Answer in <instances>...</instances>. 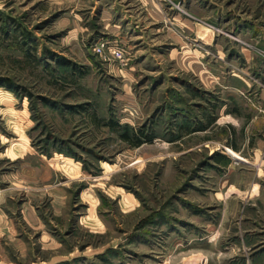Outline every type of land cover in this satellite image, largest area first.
Masks as SVG:
<instances>
[{
	"label": "rangeland",
	"instance_id": "1",
	"mask_svg": "<svg viewBox=\"0 0 264 264\" xmlns=\"http://www.w3.org/2000/svg\"><path fill=\"white\" fill-rule=\"evenodd\" d=\"M0 264H264V0H0Z\"/></svg>",
	"mask_w": 264,
	"mask_h": 264
},
{
	"label": "trees",
	"instance_id": "2",
	"mask_svg": "<svg viewBox=\"0 0 264 264\" xmlns=\"http://www.w3.org/2000/svg\"><path fill=\"white\" fill-rule=\"evenodd\" d=\"M124 138L128 142L133 141V144L131 143V145L135 148H140L143 145V142H141V140L138 136H132L131 137V136H129L128 132H126V134H124Z\"/></svg>",
	"mask_w": 264,
	"mask_h": 264
},
{
	"label": "crops",
	"instance_id": "3",
	"mask_svg": "<svg viewBox=\"0 0 264 264\" xmlns=\"http://www.w3.org/2000/svg\"><path fill=\"white\" fill-rule=\"evenodd\" d=\"M235 150H238V149H235ZM229 153H230V154H233L232 156H233L234 158L240 157L239 155L234 154L231 150H229Z\"/></svg>",
	"mask_w": 264,
	"mask_h": 264
},
{
	"label": "bare ground",
	"instance_id": "4",
	"mask_svg": "<svg viewBox=\"0 0 264 264\" xmlns=\"http://www.w3.org/2000/svg\"><path fill=\"white\" fill-rule=\"evenodd\" d=\"M228 152H229V150H228Z\"/></svg>",
	"mask_w": 264,
	"mask_h": 264
}]
</instances>
